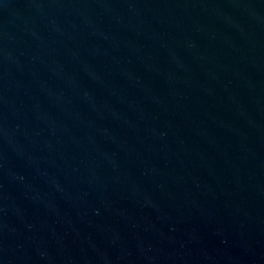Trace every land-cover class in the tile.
Listing matches in <instances>:
<instances>
[{"label":"water","instance_id":"1","mask_svg":"<svg viewBox=\"0 0 264 264\" xmlns=\"http://www.w3.org/2000/svg\"><path fill=\"white\" fill-rule=\"evenodd\" d=\"M0 264H264V0H0Z\"/></svg>","mask_w":264,"mask_h":264}]
</instances>
